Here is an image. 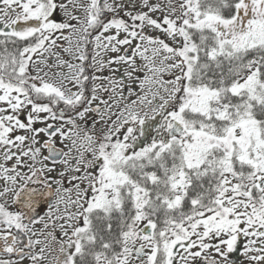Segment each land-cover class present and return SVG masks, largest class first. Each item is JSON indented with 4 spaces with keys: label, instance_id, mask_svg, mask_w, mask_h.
Returning <instances> with one entry per match:
<instances>
[{
    "label": "snow or ice",
    "instance_id": "obj_1",
    "mask_svg": "<svg viewBox=\"0 0 264 264\" xmlns=\"http://www.w3.org/2000/svg\"><path fill=\"white\" fill-rule=\"evenodd\" d=\"M0 264H264V0H0Z\"/></svg>",
    "mask_w": 264,
    "mask_h": 264
},
{
    "label": "rangeland",
    "instance_id": "obj_2",
    "mask_svg": "<svg viewBox=\"0 0 264 264\" xmlns=\"http://www.w3.org/2000/svg\"><path fill=\"white\" fill-rule=\"evenodd\" d=\"M121 14H122V13H121ZM153 34L155 35V34H157V33H153ZM90 51H91V50H90ZM90 56H91V53H90ZM105 74H107V73H105ZM105 98H106V97H105ZM132 99H135V97H132ZM37 126L39 127V126H42V125H37ZM89 126H90V125H89Z\"/></svg>",
    "mask_w": 264,
    "mask_h": 264
},
{
    "label": "trees",
    "instance_id": "obj_3",
    "mask_svg": "<svg viewBox=\"0 0 264 264\" xmlns=\"http://www.w3.org/2000/svg\"><path fill=\"white\" fill-rule=\"evenodd\" d=\"M122 15V14H121ZM91 45H89V48H88V51H89V55H90V53H91Z\"/></svg>",
    "mask_w": 264,
    "mask_h": 264
}]
</instances>
